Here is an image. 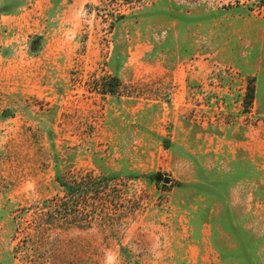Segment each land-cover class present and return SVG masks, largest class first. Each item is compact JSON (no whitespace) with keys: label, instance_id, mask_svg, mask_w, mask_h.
<instances>
[{"label":"rangeland","instance_id":"1","mask_svg":"<svg viewBox=\"0 0 264 264\" xmlns=\"http://www.w3.org/2000/svg\"><path fill=\"white\" fill-rule=\"evenodd\" d=\"M109 257L264 264V0H0V264Z\"/></svg>","mask_w":264,"mask_h":264},{"label":"trees","instance_id":"2","mask_svg":"<svg viewBox=\"0 0 264 264\" xmlns=\"http://www.w3.org/2000/svg\"><path fill=\"white\" fill-rule=\"evenodd\" d=\"M110 81L111 85L113 86L111 92H115L119 83V77L111 76ZM253 95L254 90L251 92L250 98H253ZM113 175L114 173L110 176L99 178V182H95L96 179H94L92 173H89V175H87L86 177H83L81 178V180H77L73 183L69 182V180H66L64 175L62 174L57 175L56 180L58 184L63 188L64 194L66 196L78 197L79 202L81 203V209L79 208L80 210H75L76 217L80 216V218H83L85 223H91L93 219H97L98 217L109 216L108 211L95 210V208L92 206L94 199L99 198L103 194V192L100 191V188L103 187L99 186L101 183V179L105 180L113 178ZM47 202L50 203L47 206V214H50L53 219H67L68 203L66 200H64V198H53L48 200Z\"/></svg>","mask_w":264,"mask_h":264},{"label":"water","instance_id":"3","mask_svg":"<svg viewBox=\"0 0 264 264\" xmlns=\"http://www.w3.org/2000/svg\"><path fill=\"white\" fill-rule=\"evenodd\" d=\"M164 183H170L171 182V177L170 176H164L160 177Z\"/></svg>","mask_w":264,"mask_h":264},{"label":"clouds","instance_id":"4","mask_svg":"<svg viewBox=\"0 0 264 264\" xmlns=\"http://www.w3.org/2000/svg\"><path fill=\"white\" fill-rule=\"evenodd\" d=\"M113 258L112 257H109V264H111V260H112Z\"/></svg>","mask_w":264,"mask_h":264}]
</instances>
